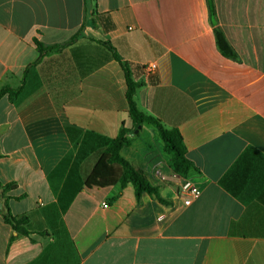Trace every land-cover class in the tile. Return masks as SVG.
Masks as SVG:
<instances>
[{"label": "crops", "instance_id": "obj_1", "mask_svg": "<svg viewBox=\"0 0 264 264\" xmlns=\"http://www.w3.org/2000/svg\"><path fill=\"white\" fill-rule=\"evenodd\" d=\"M214 3L238 59L219 50L207 0H0V90L24 80L15 101L0 99V182L16 184L10 210L31 233L19 237L0 213V264H264V0ZM82 27L32 65L36 39L64 44ZM99 41L143 83L139 109L182 135L186 176L154 125L121 152L165 202L138 199L132 184L85 186L105 150L84 145L85 132L111 140L133 128L124 70ZM184 178L200 189L188 206Z\"/></svg>", "mask_w": 264, "mask_h": 264}, {"label": "trees", "instance_id": "obj_2", "mask_svg": "<svg viewBox=\"0 0 264 264\" xmlns=\"http://www.w3.org/2000/svg\"><path fill=\"white\" fill-rule=\"evenodd\" d=\"M211 23L214 25V33L216 36V42L221 53L232 59H238L236 52L228 42L223 31L217 26L216 21V8L214 0H207ZM83 34L82 29L77 32L69 41L64 44L45 45L44 43L35 40V44L38 51V58L32 65H37L45 57L62 52L67 47L73 45ZM99 45L103 46L110 54L112 59L120 63L125 73L126 78V99L129 106V115L133 122V128L128 129L122 124L118 135L114 139H107L93 132H85L82 136L83 144H97L98 146H105V150L99 157V160L95 164L93 170L85 181V186L91 188H107L120 184L123 188L128 184H132L135 188L136 197L141 198L143 194H149L155 196L160 201L165 202L159 195L158 187L154 186L146 176V174L137 168H135L128 160H126L121 152L122 149L131 144L130 134L144 123L154 125L160 134L161 139L165 143V150L170 155V167L172 170L181 176H186L190 169L193 168V163L187 158L185 147L183 144V138L178 129H169L165 127L161 121L153 116H150L141 111L136 102V93L140 87L143 86L142 82L136 81L131 72V67L128 62L122 60L118 54L116 48L109 41H99ZM89 57H87L88 59ZM90 61L84 60L79 63V66H87ZM93 65H89L88 70L83 71V75L90 73L96 68L102 65L101 52L98 56V63L93 60ZM90 64V63H89ZM24 86V80L22 84L13 89L9 86H5L0 90V99L4 95H8L12 101H15L21 94ZM68 135L75 139L77 134H81L72 127H67ZM85 150V149H84ZM88 151V149H86ZM85 156L87 153L80 152ZM16 184H2L0 182V213H2L4 221L11 226L13 231L18 233L19 237H27L31 233L28 230V218L25 216H14L10 210L9 197L7 192L14 189ZM15 238V237H13ZM12 238V239H13Z\"/></svg>", "mask_w": 264, "mask_h": 264}, {"label": "built area", "instance_id": "obj_3", "mask_svg": "<svg viewBox=\"0 0 264 264\" xmlns=\"http://www.w3.org/2000/svg\"><path fill=\"white\" fill-rule=\"evenodd\" d=\"M145 69L149 73H154L157 69L155 63H150L145 66ZM200 195V189L191 180L184 178L179 184V196L184 205L188 206L192 204Z\"/></svg>", "mask_w": 264, "mask_h": 264}, {"label": "water", "instance_id": "obj_4", "mask_svg": "<svg viewBox=\"0 0 264 264\" xmlns=\"http://www.w3.org/2000/svg\"><path fill=\"white\" fill-rule=\"evenodd\" d=\"M141 126L138 127V129H140ZM138 132V130H136V133Z\"/></svg>", "mask_w": 264, "mask_h": 264}]
</instances>
